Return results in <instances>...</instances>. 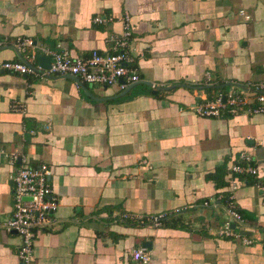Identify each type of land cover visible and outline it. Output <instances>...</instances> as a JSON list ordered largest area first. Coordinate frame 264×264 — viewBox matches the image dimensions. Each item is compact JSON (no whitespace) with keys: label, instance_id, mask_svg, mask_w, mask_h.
Segmentation results:
<instances>
[{"label":"crops","instance_id":"0c3cea01","mask_svg":"<svg viewBox=\"0 0 264 264\" xmlns=\"http://www.w3.org/2000/svg\"><path fill=\"white\" fill-rule=\"evenodd\" d=\"M125 11L139 76L126 93L0 71V264H23L19 236L4 227L12 153L49 166L59 201L52 222L34 231L31 264H134L138 247L148 264H264V113L190 110L201 93L226 87L217 85L264 81V0H0V61L19 59L18 38L72 56L109 51L106 38L121 31ZM97 15L112 20L94 23ZM32 52L38 64L47 56L31 47L21 55ZM241 151L258 166L234 191L244 221L236 229L252 244L215 233L225 220L218 197L229 193L228 167ZM177 207L185 208L159 227L120 217Z\"/></svg>","mask_w":264,"mask_h":264},{"label":"built area","instance_id":"2783aa9c","mask_svg":"<svg viewBox=\"0 0 264 264\" xmlns=\"http://www.w3.org/2000/svg\"><path fill=\"white\" fill-rule=\"evenodd\" d=\"M239 15L245 21L250 20V15L244 8L239 9ZM111 20L112 17L101 15L93 18V22L98 24ZM120 21L121 31L117 34H109L106 38V41L110 43V50L93 49L86 56H72L66 48L50 50L45 46H38L31 38H18L13 45L21 58L0 61V71L17 72L36 77L71 74L89 85L103 87L115 85L121 90L126 89L136 82L139 76L129 52L132 26L128 12L123 13ZM4 44L5 42L0 40V48ZM26 47L39 49L50 56L49 67L44 68L35 63L33 52L25 53L22 56ZM205 79V84H209L210 73H205ZM241 85L244 87L230 83L223 92L215 93L209 97L205 93H201L198 96L200 102L191 105L190 110L198 116L212 118L264 113V81H250ZM17 103L13 102L12 107L18 109ZM9 160L15 162L16 167L10 176L13 185L11 216L5 222L4 227L20 238L17 251L20 261L23 264H31L34 231L36 228L52 222L59 201L49 183L51 171L47 164L31 165L24 155L16 153L10 154ZM228 169L231 172L228 182L230 191L227 195L218 197L219 204L222 201L225 220L215 233L218 237L238 240L243 244H252L254 241L252 237L236 229L238 226H242L244 221L238 211L234 191L244 182L243 177L258 175V166L250 152L241 151L237 161L231 163ZM257 187L264 189L260 185ZM216 203L218 204L216 201L213 202L214 205ZM203 204L206 206L209 205V202ZM184 208L177 207L170 211L149 214L123 212L120 217L132 224L159 227ZM254 238H260L259 234ZM130 254L134 264L149 263L150 256L145 247L134 248Z\"/></svg>","mask_w":264,"mask_h":264},{"label":"water","instance_id":"95a60500","mask_svg":"<svg viewBox=\"0 0 264 264\" xmlns=\"http://www.w3.org/2000/svg\"><path fill=\"white\" fill-rule=\"evenodd\" d=\"M19 56V58H21V56L20 55H18ZM38 59H39V63H40V65H41V62L44 64V65H42L44 68H48L49 67V64H50V56H39L38 57ZM65 77H68V78H71V79H73V80H76V81H79V79H78V77L77 76H75V75H71V74H65L64 75ZM120 81H121V79H120ZM134 84V83H133ZM133 84H131L130 86H128L126 89H124L123 90V92L122 93H126L128 90H130V88L133 86ZM150 84V83H149ZM230 83H224V84H221V85H217L216 87H224V86H228ZM240 87H244L243 85H241V84H238ZM151 86H153L154 88H157V86H155V85H152L151 84ZM85 87L83 86V89H84ZM232 227H233V225H232Z\"/></svg>","mask_w":264,"mask_h":264},{"label":"trees","instance_id":"16d2710c","mask_svg":"<svg viewBox=\"0 0 264 264\" xmlns=\"http://www.w3.org/2000/svg\"><path fill=\"white\" fill-rule=\"evenodd\" d=\"M209 90H215V87H214V84L211 85V86H208L207 87ZM226 89V87H224L223 89H216V93L218 92H223L224 90ZM241 179V178H240ZM228 191H230V189H228ZM220 204H222V201H220ZM238 211L240 212V210L238 209ZM241 214V213H240Z\"/></svg>","mask_w":264,"mask_h":264}]
</instances>
